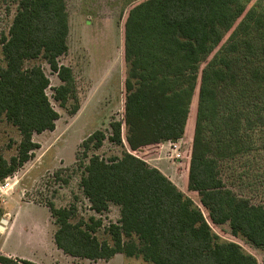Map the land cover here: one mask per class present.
<instances>
[{
  "label": "trees",
  "instance_id": "obj_1",
  "mask_svg": "<svg viewBox=\"0 0 264 264\" xmlns=\"http://www.w3.org/2000/svg\"><path fill=\"white\" fill-rule=\"evenodd\" d=\"M251 1L141 0L129 7L123 26V121L111 123L108 137L103 131L88 137L77 156L91 210L101 215L111 205L120 207L119 222L107 229L113 245L96 236L102 220L73 222L76 206L57 208L48 201L57 249L90 261L123 254L148 264H257L212 229L228 224L234 237L264 249V203L234 189L237 179L243 186L247 178L248 187L264 182L263 173L250 170L264 151V10L248 8ZM0 5L17 10L2 37L0 121L5 118L21 135L15 156L7 160L0 154L3 183L34 157L40 147L34 136L54 131L59 120L47 95L50 79L41 66L26 63L43 58L58 75L54 99L62 107L78 98L72 69L59 63L69 51L66 0H0ZM78 110L76 104L71 114ZM191 119L185 188L198 193L206 215L145 160L149 148L182 139ZM106 140L122 147L123 155H90ZM241 160L248 168L226 177ZM0 264L36 263L0 255Z\"/></svg>",
  "mask_w": 264,
  "mask_h": 264
},
{
  "label": "rangeland",
  "instance_id": "obj_2",
  "mask_svg": "<svg viewBox=\"0 0 264 264\" xmlns=\"http://www.w3.org/2000/svg\"><path fill=\"white\" fill-rule=\"evenodd\" d=\"M139 1L66 0L69 51L59 59V63L72 69L75 77L73 97L78 100L70 99L62 107L54 99V89L61 85L58 75L43 58L26 63V68L41 66L50 79L47 95L59 114V120L54 131L34 136V141L40 146L34 157L14 176L0 183V225L5 228L0 230L1 252L13 253L36 264H148L142 258H127L123 254H116L108 261H90L65 255L54 243L57 227L45 206L48 201L54 202L57 208L76 206L77 217L73 222L88 220L92 216L102 220L103 226L96 236L100 241L113 245L107 229L119 222L120 207L111 205L109 211L101 215L91 210L81 187L82 169L77 166V156L82 157L81 145L88 137L97 131H103L108 137L111 135V123L114 120L123 121L126 74L123 26L129 7ZM255 5L264 10V0H252L248 8ZM16 11V7L8 10L0 5V68L6 66L2 37L8 35ZM76 104L79 110L71 114ZM192 125L191 119L186 134L177 142H165L158 149L149 148L145 160L167 176L206 215L198 193L185 188L184 166L192 143ZM20 140L18 129L3 118L0 121V154L10 160L17 154ZM123 151L122 147L106 140L101 149L91 151L90 155L109 159L121 157ZM178 154L182 155V159H175ZM255 158L258 160H254L250 170L264 174V151ZM246 168L248 166L243 160L231 164L226 177L236 178L233 175ZM66 179H69L68 184L64 183ZM244 180L245 184H249L247 178ZM226 181L231 184V179ZM234 184L235 191L250 197L253 203H264V182L248 187L245 184L241 186L242 181L237 179ZM3 219L7 220V224H2ZM212 229L222 240L239 244L246 253L256 258L257 264H264V249L253 246L242 237H234L228 224L212 226Z\"/></svg>",
  "mask_w": 264,
  "mask_h": 264
},
{
  "label": "crops",
  "instance_id": "obj_3",
  "mask_svg": "<svg viewBox=\"0 0 264 264\" xmlns=\"http://www.w3.org/2000/svg\"><path fill=\"white\" fill-rule=\"evenodd\" d=\"M4 230H5V228H4ZM59 250V249H58ZM0 255H4V256H7V257H11V258H19V259H24L25 260V258H23V257H20V256H17V255H13V253L11 254V253H3V252H1L0 251ZM119 255V254H118ZM117 255V256H118Z\"/></svg>",
  "mask_w": 264,
  "mask_h": 264
},
{
  "label": "water",
  "instance_id": "obj_4",
  "mask_svg": "<svg viewBox=\"0 0 264 264\" xmlns=\"http://www.w3.org/2000/svg\"><path fill=\"white\" fill-rule=\"evenodd\" d=\"M2 224H7V220L3 219ZM0 230H4V227L2 225H0Z\"/></svg>",
  "mask_w": 264,
  "mask_h": 264
},
{
  "label": "built area",
  "instance_id": "obj_5",
  "mask_svg": "<svg viewBox=\"0 0 264 264\" xmlns=\"http://www.w3.org/2000/svg\"><path fill=\"white\" fill-rule=\"evenodd\" d=\"M176 160H180L182 159V155L181 154H178L176 157H175Z\"/></svg>",
  "mask_w": 264,
  "mask_h": 264
}]
</instances>
